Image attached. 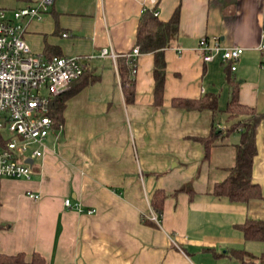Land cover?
<instances>
[{
  "label": "crops",
  "instance_id": "0c3cea01",
  "mask_svg": "<svg viewBox=\"0 0 264 264\" xmlns=\"http://www.w3.org/2000/svg\"><path fill=\"white\" fill-rule=\"evenodd\" d=\"M32 1L0 0V8L10 14ZM175 6L178 29L163 49L160 101L152 51L137 54L134 96L126 101L117 63L135 45L142 9L166 19ZM20 21L31 51L90 55L85 67L94 79L66 99L49 140L32 144L41 153L32 156L30 176H0V252L21 251L24 260L13 264H33L34 251L58 264H239L232 248L264 250V239L245 238L236 226L264 218V115L251 160L261 196L230 199L209 190L233 163L239 140V127L226 131L231 120L221 111L233 86L240 102L264 113L262 0H53L40 18ZM201 35L242 46L235 67L219 54L203 60ZM102 47L115 58L100 55ZM205 93L216 96L219 110L171 102ZM212 125L221 133L204 155L196 136ZM185 183L191 192L175 191ZM155 188L165 192L158 221L149 215ZM65 196L81 209L65 205Z\"/></svg>",
  "mask_w": 264,
  "mask_h": 264
},
{
  "label": "built area",
  "instance_id": "2783aa9c",
  "mask_svg": "<svg viewBox=\"0 0 264 264\" xmlns=\"http://www.w3.org/2000/svg\"><path fill=\"white\" fill-rule=\"evenodd\" d=\"M52 2L34 0L12 8L10 14L0 8V176H30L31 165L24 159L41 153V149L32 147V144L42 143L52 126L48 112L50 97L67 88L71 79L82 72L86 59L90 57L78 54L43 55L31 51L22 36L25 26L20 18H40ZM262 7L264 13V0ZM153 12L157 13V9ZM261 34H264V26ZM196 47L203 60H210L219 54L231 69L242 51L240 45L222 46L214 36L206 35L199 36ZM259 47L264 48V42ZM139 51L138 44H135L125 53L130 63L134 64L133 70ZM99 54L110 55L113 59L116 56L113 50L106 47H102ZM63 203L81 209L80 201L72 202L68 196L63 198ZM92 210L93 207L87 208V211ZM149 215L156 221L160 218V213L153 209Z\"/></svg>",
  "mask_w": 264,
  "mask_h": 264
},
{
  "label": "trees",
  "instance_id": "16d2710c",
  "mask_svg": "<svg viewBox=\"0 0 264 264\" xmlns=\"http://www.w3.org/2000/svg\"><path fill=\"white\" fill-rule=\"evenodd\" d=\"M178 29V6H175L166 19L158 17L153 9L144 7L139 16L135 44H138L140 51H152L153 64V95L154 101L159 102L162 96L163 81L165 77V59L163 49L170 45ZM52 55V54H49ZM121 86L126 101L133 100L134 85L131 77L134 72V64H131L126 56L120 58L118 63ZM228 68H230L228 64ZM88 67H84L82 72L71 79L69 86L49 99L48 112L52 118V123L57 124L62 121V110L66 99L77 91L80 86L89 80L94 79L87 72ZM171 102L175 105L190 108H209L210 110H219L216 102V96L212 93H205L195 97L174 96ZM225 117L230 123L225 130L239 127V140L234 144V161L226 167L225 175L213 182L209 189L211 193L217 195H227L230 199L245 200L251 196H261L258 183L251 177V160L255 153V127L263 112L257 111L253 105L240 102L237 98L236 87L233 86L230 98L224 108ZM221 133L214 125L211 126L209 133L205 136H196L201 141L204 148V155H207L210 145L214 143L215 138ZM192 188L189 183L182 184L176 190ZM165 192L161 188H155L150 196V204L157 211L161 212L162 202ZM242 231L245 238L264 239V218L246 217L242 222L236 224ZM230 253L234 255L239 264H264V250L255 253L246 248H232ZM24 260L21 251L16 253L0 252V264H13ZM30 261L33 264H58L46 259L37 251L32 253Z\"/></svg>",
  "mask_w": 264,
  "mask_h": 264
},
{
  "label": "rangeland",
  "instance_id": "374dc122",
  "mask_svg": "<svg viewBox=\"0 0 264 264\" xmlns=\"http://www.w3.org/2000/svg\"><path fill=\"white\" fill-rule=\"evenodd\" d=\"M226 119H228V118H226ZM51 133H50V130L48 131V133L46 134V136H45V140L46 141H48L49 140V138H50V135Z\"/></svg>",
  "mask_w": 264,
  "mask_h": 264
},
{
  "label": "water",
  "instance_id": "95a60500",
  "mask_svg": "<svg viewBox=\"0 0 264 264\" xmlns=\"http://www.w3.org/2000/svg\"><path fill=\"white\" fill-rule=\"evenodd\" d=\"M24 160L29 162V163H31L32 162V157L31 156H27Z\"/></svg>",
  "mask_w": 264,
  "mask_h": 264
}]
</instances>
